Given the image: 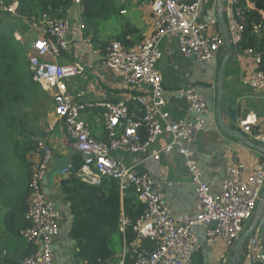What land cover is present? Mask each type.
<instances>
[{
	"label": "built area",
	"instance_id": "1",
	"mask_svg": "<svg viewBox=\"0 0 264 264\" xmlns=\"http://www.w3.org/2000/svg\"><path fill=\"white\" fill-rule=\"evenodd\" d=\"M79 2V0H76ZM202 0H152V32L143 41L131 43L111 40L104 48L101 63L111 70L131 92L126 99L116 102L86 100L74 97L67 89L66 80L83 72L79 63L60 65L58 56L70 45L69 20L43 14L37 25L40 35L29 47V70L32 78L51 98L53 113L62 123L68 147L79 154L81 166L76 177L89 185H100L104 178L112 179L120 195L131 189L144 208L132 224L135 239L131 243L132 264H194V255L201 243L195 229L205 227V241L215 244L220 239L231 250L249 222L264 187V158L249 167L238 161L228 164L220 184V191L212 193L202 179L192 145L205 131V117L212 113L202 89L188 86L177 91L188 103L190 115L169 120L158 63L162 53L160 44L166 37H175L178 49L195 64L212 65L224 45V37L215 30L217 18L204 19ZM223 15L229 40L235 45L242 39L246 22V7L239 0H222ZM0 8L20 17L16 3ZM252 30H264L261 21L254 17ZM80 29H84L81 24ZM86 42L87 39H84ZM95 53V51H94ZM234 54L252 58L253 69L242 79L244 85L264 94V71L261 69V52L253 47ZM101 110L104 137L95 138L84 113ZM243 131L257 143L264 145V135L253 130L257 124L255 114L247 115L241 122ZM162 136L165 143L156 145ZM29 175V195L24 214L25 227L20 236L29 244L30 252L19 264H55L53 238L59 232L61 215L42 188V180L53 159V150L44 138H36ZM117 154L136 155L139 160L126 164ZM163 156H178L193 186L196 213H176L165 202L158 184L171 186L168 168L161 164ZM146 160L153 166L141 167ZM72 163L60 171L61 176L71 172ZM60 186V183H58ZM130 222L121 219L119 230ZM264 228V211L247 237L243 257L248 261L264 264V246L260 234ZM225 261V254L220 255Z\"/></svg>",
	"mask_w": 264,
	"mask_h": 264
},
{
	"label": "crops",
	"instance_id": "2",
	"mask_svg": "<svg viewBox=\"0 0 264 264\" xmlns=\"http://www.w3.org/2000/svg\"><path fill=\"white\" fill-rule=\"evenodd\" d=\"M151 1L115 0L113 11L108 13L97 12L100 14L93 21L84 13L80 0L79 2L72 0L71 5L67 8L64 16H62L66 17L70 23L68 33L70 45L67 51L62 52L58 56L57 61L60 65L79 63L83 67L81 75L66 80L67 89L74 97L86 100L116 102L126 99L133 92L124 86L122 80L116 74L102 65L101 58L104 55L105 46L111 40L122 41L125 36H130L131 43H136L146 40L150 36L152 32ZM245 1L246 9L255 10L260 19H264V11L262 9H257L255 4L248 0ZM126 4L131 5L130 12L126 9ZM212 15L217 18L216 0H213L212 5L208 9L207 16H202L206 19ZM97 17L100 19H97ZM81 24L84 26V29L79 28ZM214 29L220 31L219 24L215 25ZM19 30L20 27L15 31L17 34L15 36L20 39ZM253 32L260 35L264 30ZM84 39H87V41L85 42ZM32 41L24 44L27 57ZM160 50L162 56L158 63V68L162 75V85L166 101L165 108L169 112V120L174 121L190 115L188 103L177 94L179 89L188 86H196L202 89L203 96L212 110V113L205 117V131L199 135L192 148L195 160L202 173V179L209 184L212 193H218L224 176V169L228 164L243 161L249 167L257 159L264 158L256 150L243 144L237 138L226 134L221 130L216 121L214 106L218 90L217 71L223 56L222 49L217 55L216 63L212 65L195 64L191 59L185 57L180 53L175 37L164 38L160 44ZM234 53L229 57L225 68L222 101L223 121L228 128L240 131L253 141L243 131L240 122L247 115L255 114L257 124L253 126V130L260 135H264V94L255 92L249 86L242 83V79L248 71L254 68L252 58ZM228 97H233L237 101V118L235 122L230 119L225 110L230 105ZM49 107L50 111L45 119L46 125L44 126L43 137L38 138H44L53 150V159L42 180V188L61 215L59 232L52 241L55 264H88L87 262L77 260L76 242L69 236L72 214L69 203L66 201V195L63 194L61 187L58 185L61 178L65 176H61L60 171H56L50 173L48 179L45 181L55 160L69 158V162H71V157L76 154L67 145L66 132L62 123L56 119L53 113L52 102H50ZM84 117L91 125L92 135L97 139H102L104 137V119L101 110L84 113ZM166 140L167 136H162L156 145H161ZM115 156L126 164L139 160V156L136 155L115 153ZM37 157L38 155L34 152H31L28 156L32 162L36 161ZM161 164L168 168L169 180L173 182L171 186L158 184V188L165 196V202L168 207L176 213L195 214L196 208L192 196L193 186L190 183L189 175L183 165L182 158L178 156H163ZM150 166H153V162L150 160H146L141 164L142 168ZM249 222L244 225V228ZM262 229L260 239L264 246V228ZM205 230V227L195 229V235L198 237L201 246L200 250L194 255V264H229L232 249L228 250L226 248L223 239H220L215 244L206 243ZM0 236V264H19L29 254L30 246L20 236V233L19 236H6L4 234ZM221 254H225L226 260L224 262L221 261ZM119 257L121 264L124 251L120 253ZM239 264L260 263L248 261L241 255Z\"/></svg>",
	"mask_w": 264,
	"mask_h": 264
},
{
	"label": "trees",
	"instance_id": "3",
	"mask_svg": "<svg viewBox=\"0 0 264 264\" xmlns=\"http://www.w3.org/2000/svg\"><path fill=\"white\" fill-rule=\"evenodd\" d=\"M115 0H80L84 13L99 15L113 11ZM264 11V0H248ZM72 0H3L4 5L16 3L20 17L13 24L1 15H13L0 10V235L19 236L25 227L24 214L29 194V175L32 162L28 156L36 148L35 139L43 137L45 119L50 111V97L32 78L24 42L15 36L23 35L28 24L38 25L43 14L64 16ZM213 0H202V15L207 16ZM241 7L245 0H239ZM92 10V11H91ZM255 10L247 9V27L232 53L253 47L261 52L264 71V32L257 35L250 25ZM264 24V19H260ZM71 172L61 178L60 187L72 214L69 236L76 242V258L88 264H132L130 245L135 239L132 224L141 215L143 204L131 189L120 196L110 178L100 185L80 181L75 173L81 157H71ZM121 219L130 223L119 230ZM1 237V236H0ZM244 247L241 255L244 253Z\"/></svg>",
	"mask_w": 264,
	"mask_h": 264
},
{
	"label": "water",
	"instance_id": "4",
	"mask_svg": "<svg viewBox=\"0 0 264 264\" xmlns=\"http://www.w3.org/2000/svg\"><path fill=\"white\" fill-rule=\"evenodd\" d=\"M216 16H217V21L219 24L220 32L222 33L224 37V45L222 48L223 56H222V59H221V62L219 64V68L217 71L218 90H217L216 101H215V106H214L216 121L218 123V126L221 128V130H223L226 134H229L237 138L243 144L247 145L251 149L256 150L257 152H259L261 155L264 156V145L257 143L255 141H251L250 139L247 138V136H245L240 131H235V130L228 128L223 121L222 101H223V92H224L223 90L224 75H225V68H226L227 61L232 54L231 53L232 45L229 40V34H228L225 19H224V15H223L222 0H216ZM228 101L230 102V105L225 110L228 116L230 117V119L233 122H235L237 118V109H236L237 101L233 97H228ZM68 163H69V158H61V159L55 160L52 164V168L50 172L47 174L45 178V181L48 179L50 173L61 171L67 166ZM263 211H264V187L262 189L260 199L258 200L256 208L254 210L253 217L250 220L249 226L242 231L240 237L236 240L232 248V254L229 258V264H239L240 259H241V252H242L243 246L245 245L246 239L253 231L258 220L262 216Z\"/></svg>",
	"mask_w": 264,
	"mask_h": 264
},
{
	"label": "rangeland",
	"instance_id": "5",
	"mask_svg": "<svg viewBox=\"0 0 264 264\" xmlns=\"http://www.w3.org/2000/svg\"><path fill=\"white\" fill-rule=\"evenodd\" d=\"M2 2H3V0H1ZM126 1V0H125ZM13 4V3H12ZM126 6V9L128 10V12H130L131 11V5H129V4H126L125 5ZM115 7V6H114ZM0 10H2L3 11V9L2 8H0ZM92 11V10H91ZM1 12V11H0ZM11 13V12H10ZM12 14V13H11ZM2 16V18H3V20L5 21V22H8L9 24H13L14 22H16L17 21V19L15 18V16L14 15H10V16H3V15H1ZM0 16V17H1ZM96 16L97 15H94L93 16V14H92V12H90L89 14H88V17L91 19V20H93V21H95L96 20ZM97 19H100L99 17H97ZM98 21V20H97ZM15 33V32H14ZM16 34V33H15ZM17 35V34H16ZM40 35V32H39V30L37 29V25L36 24H28L27 26H26V28H25V33L22 35V36H20L19 35V37H20V39L24 42V44L26 43H28L29 41H32L34 38H36L37 36H39ZM18 38V37H17ZM250 223V222H249ZM249 223L245 226V228H247L248 227V225H249ZM244 228V229H245Z\"/></svg>",
	"mask_w": 264,
	"mask_h": 264
}]
</instances>
